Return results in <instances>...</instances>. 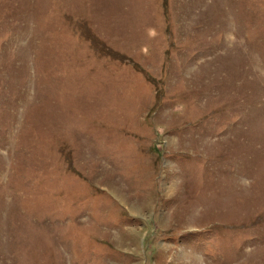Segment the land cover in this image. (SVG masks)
I'll return each mask as SVG.
<instances>
[{
  "label": "rangeland",
  "instance_id": "obj_1",
  "mask_svg": "<svg viewBox=\"0 0 264 264\" xmlns=\"http://www.w3.org/2000/svg\"><path fill=\"white\" fill-rule=\"evenodd\" d=\"M0 264H264V0H0Z\"/></svg>",
  "mask_w": 264,
  "mask_h": 264
}]
</instances>
